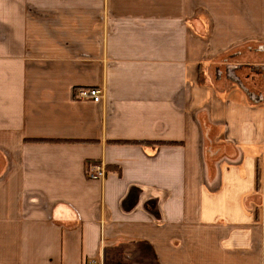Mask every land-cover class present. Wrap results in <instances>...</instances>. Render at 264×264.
I'll list each match as a JSON object with an SVG mask.
<instances>
[{"label":"crops","instance_id":"crops-1","mask_svg":"<svg viewBox=\"0 0 264 264\" xmlns=\"http://www.w3.org/2000/svg\"><path fill=\"white\" fill-rule=\"evenodd\" d=\"M89 260L264 264V0H0V264Z\"/></svg>","mask_w":264,"mask_h":264},{"label":"built area","instance_id":"built-area-1","mask_svg":"<svg viewBox=\"0 0 264 264\" xmlns=\"http://www.w3.org/2000/svg\"><path fill=\"white\" fill-rule=\"evenodd\" d=\"M73 94L75 100L98 103L102 100L103 89L98 86L80 87L74 89ZM86 173L91 180H101L105 177L106 169L102 163H90ZM87 264H95V262L90 260Z\"/></svg>","mask_w":264,"mask_h":264},{"label":"rangeland","instance_id":"rangeland-1","mask_svg":"<svg viewBox=\"0 0 264 264\" xmlns=\"http://www.w3.org/2000/svg\"><path fill=\"white\" fill-rule=\"evenodd\" d=\"M241 72H244V73H245V70H242V69H241ZM241 72H240V73H241ZM119 250H121V249H119V247H116V251H119ZM119 260L121 261L122 259H119ZM119 260H116V261H119ZM89 261H90V260H89ZM93 261H94V260H93ZM104 261L107 262L108 260L105 259ZM95 264H100V262H99L98 260H96V261H95ZM102 264H103V263H102Z\"/></svg>","mask_w":264,"mask_h":264},{"label":"trees","instance_id":"trees-1","mask_svg":"<svg viewBox=\"0 0 264 264\" xmlns=\"http://www.w3.org/2000/svg\"><path fill=\"white\" fill-rule=\"evenodd\" d=\"M163 144H165L164 142H162ZM158 144H160V142H158Z\"/></svg>","mask_w":264,"mask_h":264}]
</instances>
